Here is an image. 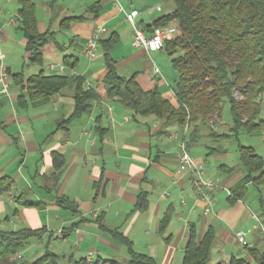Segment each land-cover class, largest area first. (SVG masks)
I'll return each instance as SVG.
<instances>
[{
	"label": "crops",
	"instance_id": "1",
	"mask_svg": "<svg viewBox=\"0 0 264 264\" xmlns=\"http://www.w3.org/2000/svg\"><path fill=\"white\" fill-rule=\"evenodd\" d=\"M84 1L34 0L38 30L54 32L56 42L51 40L43 46L36 71L24 65L28 53L16 20L18 1L0 0V178L7 179L10 185L9 191L0 192V228H44L42 240L47 247L53 239L51 234L55 237L58 230L76 223L67 236L55 237L71 239L68 251L57 253L67 264L87 256L91 260L113 259L108 257L115 256L121 247L127 254L126 246L112 234L114 231L128 238L134 251L153 257L157 264H176L179 260L182 264L183 246L193 224L197 239L208 227L215 232L213 251L206 264H227L231 257L249 260L246 248L239 245L233 233L245 231L246 247L264 249V238L253 228V216L264 223V182H248L240 198L230 195L244 175L237 151L241 143L237 142L234 153L225 147H209L204 142L208 135L215 142L223 138L210 135L208 126L198 130L188 127L184 137L190 155L195 162L204 163L206 177L220 185L212 192L211 211L203 214L204 202L193 195L188 174L176 171L183 126L165 125L154 116L134 115L116 99H108L102 82L103 59L99 61L96 55L88 60L80 49L96 25L104 26L101 38L111 33L118 37L110 51L117 73L125 78L134 75L142 89H156L176 105L165 74L174 77L173 81L177 74L161 65L164 59L170 63V57L164 49L146 52L132 47V28L124 12L114 9L112 0ZM94 2L99 3L97 17L87 10ZM119 2L127 13H134L137 26L146 34L157 18L172 10L168 0ZM68 17L81 18L61 22ZM10 19L14 22L6 24ZM87 21L90 27L81 35L78 26ZM170 26L176 28L174 22ZM124 43L129 48L126 56ZM64 56L73 57V66L64 65V74L83 78L84 85L93 88L98 98L87 113L60 128L58 124L73 112L72 91L65 89L40 106L20 107L17 99L21 89L12 75L23 70L27 77L41 69L44 74H56L48 65L63 63ZM154 67L159 73L152 76ZM141 71L148 78L144 84L139 78ZM2 72L7 74L4 91ZM216 123L211 126L212 132L220 134ZM246 143L244 146L252 147L264 165V129ZM55 153L63 159L58 169L53 161ZM210 157L213 159L207 162ZM140 193L147 201L143 209L136 208ZM62 196L73 203L76 212L58 203Z\"/></svg>",
	"mask_w": 264,
	"mask_h": 264
},
{
	"label": "trees",
	"instance_id": "2",
	"mask_svg": "<svg viewBox=\"0 0 264 264\" xmlns=\"http://www.w3.org/2000/svg\"><path fill=\"white\" fill-rule=\"evenodd\" d=\"M17 1L20 6L16 20L26 39L24 50L28 53L24 65H40L42 48L49 41H54V32L38 30L34 0ZM170 1L172 10L157 18L153 26H166L174 22L177 28V35L164 42L170 65L177 74L173 89L176 105H172L156 89H142L134 75L125 78L117 73L116 61L110 56V51L118 41L115 33L98 42L105 66L102 82L106 97L116 99L134 115L154 116L165 125L187 124L188 127L192 126V130L208 126L210 135L214 137H237L240 129L250 134L260 132L264 129V119L259 118L260 99L264 93V0ZM98 8L99 3L94 2L87 10L93 11L94 17H97ZM77 18L81 17H68L61 22L67 24L69 19ZM72 58L64 56V65L73 66L70 63ZM22 71L12 75L21 89L17 99L20 107L40 106L65 89L72 91L73 112L58 124L60 128H66L71 121L87 113L92 101L98 98L94 89L85 86L80 76L44 74L41 69L36 74L24 77ZM235 92L239 97L234 95ZM225 103L229 105L231 125L229 133L218 134L212 132L211 126L219 119ZM237 151L244 175L230 192L233 198L242 196L248 182H264L261 156L252 147L241 144L237 145ZM53 161L57 169L63 165L62 157L56 153L53 154ZM9 189V182L1 177L0 192ZM146 202L145 194L140 193L136 208H145ZM58 203L76 212L73 203L67 198L60 197ZM164 223L165 218L160 227ZM75 226L76 223H72L62 229L63 237ZM44 233V228H0V264H60L61 255L47 250L33 260L12 258L15 252L26 249ZM112 234L126 246L127 264H157L153 257L134 251L131 241L121 233L114 231ZM214 238V229L208 227L202 237L197 239L195 227L191 224L183 246L182 264H206ZM245 248L249 260L231 257L227 264H264V249ZM70 264L122 263L117 259L97 257L90 262L86 258H79Z\"/></svg>",
	"mask_w": 264,
	"mask_h": 264
},
{
	"label": "built area",
	"instance_id": "3",
	"mask_svg": "<svg viewBox=\"0 0 264 264\" xmlns=\"http://www.w3.org/2000/svg\"><path fill=\"white\" fill-rule=\"evenodd\" d=\"M112 5L114 9L124 12L125 19L127 23L132 28V38L130 45L134 48H143L146 52L160 51L164 49V42L169 38V30L161 26H153L148 34L145 33L144 29L137 26L134 20V13H127L119 0H112ZM14 20L10 19L6 24L13 23ZM106 28L102 25H96L92 32L90 33L87 40L81 46V54L88 60H92L96 57L98 51V42L101 39V34L105 33ZM65 66L63 63L60 64H49L48 69L56 74H64ZM159 73V69L154 67L152 69L151 75L154 76ZM1 78L3 82V91L7 87L6 79L7 74L5 72L1 73ZM88 87V86H87ZM188 129L187 124L182 127L183 136L178 142V154H177V169L178 173H187L190 180L191 190L195 198L204 202L203 214H208L211 211V205L213 203L212 192L214 189L218 188L220 185L206 177V170L204 163H197L190 155L188 151V146L186 139L184 137ZM231 195V194H230ZM164 196V195H163ZM183 204L184 201L181 200ZM255 224L254 229H257L260 236L264 238V223L260 221L259 218L253 216ZM61 230V229H60ZM60 230L57 233H60ZM60 236L61 233L59 234ZM235 240L239 243L241 247L247 246V241L245 239L246 232L242 230H236L234 233ZM14 259L22 260L25 258L24 251H17L13 254ZM88 262L91 261L89 256L86 257Z\"/></svg>",
	"mask_w": 264,
	"mask_h": 264
},
{
	"label": "rangeland",
	"instance_id": "4",
	"mask_svg": "<svg viewBox=\"0 0 264 264\" xmlns=\"http://www.w3.org/2000/svg\"><path fill=\"white\" fill-rule=\"evenodd\" d=\"M82 3H84L85 1L84 0H80ZM170 3L171 1L168 0ZM79 30H80V34L81 35H84L88 28L90 27V21H87V22H84V23H81L79 26ZM161 27H164L166 28V30H169V38H174L176 35H177V29L170 26V24L166 25V26H161ZM124 51H123V54L126 56L125 52H128L129 48L126 47V44L124 43ZM121 49V48H120ZM127 49V50H126ZM165 50V48H164ZM43 51H44V47H43ZM102 54H101V50L98 48V51H97V57L99 59V61L102 60ZM165 61H163L161 63V65L166 69V70H169V71H174L172 69V67L170 66V63L169 61H167L166 59H164ZM30 66H33L34 69L37 71L38 70V66L36 65H30ZM170 66V67H169ZM131 67H133V65L131 64ZM169 67V68H168ZM30 68V67H29ZM27 68V70L29 69ZM127 68V67H126ZM165 70V71H166ZM124 71H122V75L124 74L123 73ZM139 78H140V82L142 84H144V82L148 79L147 76H146V73L145 71H141L139 73ZM165 78L167 80H169V82L171 83V87L173 89H175V81H173L174 77H171L169 78L167 76V74H165ZM165 94L169 97H171V94L166 91ZM236 97H239V95L235 92L234 94ZM260 113H259V118H262L264 119V93L262 94L261 96V99H260ZM216 131L219 132L220 134H223V133H229V126L231 125V116H230V110H229V105L227 103L223 104V107H222V110H221V114H220V117L219 119L216 121ZM258 133H255V134H250V133H247L244 129H240L239 132H238V136L235 137V136H230L228 138H223L221 140H218L217 142L213 141V139L209 138L211 136H207L206 139H204V142L207 143V146L209 147H217V146H220V147H225L228 149V152L229 153H234L235 152V148H236V145H237V142L243 144V145H246L247 143V139L252 137V136H256ZM213 158L210 157L208 161L212 160ZM60 233L61 235L63 234L62 232V229L60 230ZM60 233H57L55 235L56 238L58 237H62L60 236L59 234ZM44 236V235H43ZM43 236L40 238V239H36V240H33V242L30 243V245L26 248V249H23L21 251H24V255H25V258L24 259H29V260H33L41 255L44 254L45 250L47 251H52V252H56V253H59V252H67L68 249H69V246L68 244L71 243V239H68V238H65L64 240L62 239H56L52 234L49 236L50 238H53L51 239L49 245L47 247H44V241L42 240L43 239ZM40 247V248H37V247ZM58 247L60 248V250L58 249ZM213 251V249L211 250ZM116 255L115 256H112V257H108V258H113V259H117L119 260L122 264H127V254L124 250V248H120V251H118L117 253H115ZM13 258V256H12ZM14 259V258H13ZM60 264H67L65 262L64 259H60ZM179 262V263H178ZM176 264H181L180 260L177 261Z\"/></svg>",
	"mask_w": 264,
	"mask_h": 264
}]
</instances>
